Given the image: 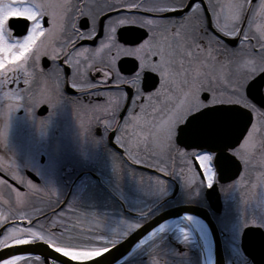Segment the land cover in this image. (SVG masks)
Masks as SVG:
<instances>
[{
    "label": "flooded vegetation",
    "instance_id": "af4514ba",
    "mask_svg": "<svg viewBox=\"0 0 264 264\" xmlns=\"http://www.w3.org/2000/svg\"><path fill=\"white\" fill-rule=\"evenodd\" d=\"M136 2L138 0H121L118 5L116 0H70L77 9H87L90 6L102 7L105 3L113 4L111 9H105L99 14L101 30L97 37L82 39L76 43L75 47L85 44L95 46L102 35L103 23L110 17L174 18L184 15L188 10L157 14L149 12L146 8L128 9L121 6L124 3ZM209 2L210 0H201L207 31L209 34L219 36L232 48L237 46L243 36V29L248 26L249 17H254L257 22L264 20V15L260 12V5L264 3V0H251L244 13V19L240 22V34L235 38L227 37L213 26ZM211 2L219 6L217 0H211ZM219 2H226V0H219ZM71 16L75 17L76 12H71ZM47 19L45 17V26H47ZM10 22L14 34H24L25 18L12 17ZM78 24L81 29L86 28L89 24L88 17L81 16ZM124 29H130V31H124ZM177 29L178 26L173 27L171 31L175 32ZM179 30L183 34L184 30ZM250 35L258 37L254 28L250 30ZM147 37L148 30L138 25L118 27V39L121 42L128 40L140 43ZM197 43L207 49L204 40L198 39ZM248 43L253 46V54H249L247 50ZM192 51L196 61L193 64L194 68L201 67L199 61H207L208 66L203 67V71L215 74L217 67L221 69L219 62L227 61L225 68L228 74L235 73L231 52L225 55L223 50L214 51L216 61H212L206 50L197 52L193 45ZM254 54H258V47L256 40H250L235 56V61L237 63L252 60ZM132 60L135 58L122 57L117 61V66L125 75L128 74V69L133 67ZM18 63L20 61L9 60L5 68L0 69V181H3L0 182V238L4 237L10 227H37L39 230V225H42L43 230L54 234V237L62 242H64L63 237L89 236L85 239L87 242L84 241L77 246L102 245L108 249L122 242L161 212L181 205H196L210 211L212 219L222 234L225 264H252L240 249L241 234L246 226L240 230L238 228L234 236H231L230 225L231 222L234 224L235 220L246 221L249 216L247 213H232L230 208L235 206L234 202L231 205L232 200L236 201L239 197L248 199L247 189L255 188L258 194L260 192L259 196L254 198L258 199L257 210L260 211L256 210L255 218L259 219L258 221L263 220V108H260L258 112L246 109L252 115L249 129L253 124L256 125L253 137L255 149L251 153L244 149H240L238 153L228 151L233 161H237L236 166L239 165L238 175L230 181L221 183L219 180L229 177L228 174L232 175L234 168V162L226 163L222 159L219 166L220 172L217 168L213 182L209 186L204 171L195 157H185L174 149L167 155L161 156L159 147L150 136L145 135L150 131L147 124L137 119H129L128 127L124 131L115 127H106L104 120L111 119L107 107L109 98L99 93L121 88L131 94L134 92L131 85H113L109 78L106 84L99 85L96 89L78 90L71 88L66 79L57 84L56 77L51 72V61L48 56L41 57L39 67H35L30 58L25 62V68L9 69L10 64ZM60 63H63L62 59ZM138 63L136 61L137 66ZM104 67L103 64L97 63V71L93 72L85 64L93 83L103 76ZM65 68L67 69V66ZM42 69L45 71L42 72ZM26 74L29 78L28 85L24 84ZM5 75L10 79L5 80ZM140 87L145 95L137 103L144 104L150 113L151 107L156 106L159 101L156 98L147 100L146 97L148 93L160 87L159 74L147 72L141 78ZM226 88L227 86L224 85L221 90L224 91ZM17 95L19 99H16ZM176 95L181 96L182 92L178 90ZM201 96L206 98L210 96V93L203 92ZM162 99L163 96H161ZM129 107H131V95L124 101V106L116 117L117 123L124 124L125 117L129 115ZM139 112L140 109L137 107L132 115L135 116ZM143 118L144 114H141V120ZM243 140L244 138L241 142ZM239 144L235 148H238ZM185 151H191V149H185ZM129 152L139 153V158L143 162L135 163L129 158ZM160 167L166 168V171H160ZM253 174H258L256 184ZM155 177L163 180V184L150 179ZM29 181H31L30 184ZM212 186H216L220 198L219 212L211 211L206 201L205 190ZM242 204H246L244 208L248 209L246 201ZM21 212L25 214L23 217L20 216ZM222 218L227 220L225 225L220 223ZM124 221L133 222L134 228L126 230ZM174 224H180V222L176 221L169 227ZM250 225L259 227L264 232V223L247 224V226ZM166 230L167 228L163 230L166 232L163 238L165 245L151 243L152 239L160 237L158 235L163 232L161 231L152 238L144 240L143 243L135 245L131 251L113 264H178V259L185 256L183 253L186 249L167 238L168 234L174 235L175 227L172 226L170 230ZM96 235L106 236L108 241L96 240ZM161 237L155 242H161ZM36 243L46 244L43 241L28 244ZM22 245L27 244L12 245L9 241L0 247V250ZM67 245L70 246V244ZM37 257L39 256H31L30 261L27 257L23 261H18V264H41V262L51 264L52 260L45 263L42 258L37 260ZM198 262L200 264V261Z\"/></svg>",
    "mask_w": 264,
    "mask_h": 264
},
{
    "label": "snow or ice",
    "instance_id": "6c2138e0",
    "mask_svg": "<svg viewBox=\"0 0 264 264\" xmlns=\"http://www.w3.org/2000/svg\"><path fill=\"white\" fill-rule=\"evenodd\" d=\"M209 2L212 12L213 26L223 35L231 38L237 37L240 32V22L244 19V13L251 0H226V2ZM121 0H116L120 5ZM128 9L146 8L152 13L175 12L188 9L184 15L174 18L157 16H114L103 23L102 35L95 46L82 45L75 47L82 39L97 37L100 29L99 14L105 9H111L113 4L105 3L102 7L90 6L87 9H77L70 0H0V69H4L10 61H20L15 65H9V69L25 68V62L31 58L35 67H39L41 57L48 56L51 61V72L56 77L57 84L67 80L71 88L96 89L104 85L111 78L113 85H131L134 92L131 94L121 88L105 90L100 95L109 98L108 112L111 119H105L106 127H115L124 131L128 127L129 119H137L150 127L146 136L159 147L160 155L165 156L171 150L181 153L185 157H195L203 169L209 185L213 182V176L222 163L221 156L230 159L228 151L238 153L240 149L249 153L255 149L256 125L249 129L244 140L238 148L232 145L235 141L231 138V130L234 123L246 115L244 109L259 111L264 107V20L257 22L254 17H249L248 26L243 29V36L235 48L230 47L219 36L209 34L205 17L201 8V0H144V2L124 3L121 5ZM76 16H71V12ZM261 15H264V3L260 5ZM87 16L89 24L81 29L78 20L81 16ZM25 18L24 34H14L10 18ZM47 17V26H45ZM123 25H138L148 30V37L140 43L118 39V27ZM178 26L177 31L172 32L173 27ZM255 29L257 35H250V30ZM179 29H183V34ZM130 31V29H124ZM204 40L207 49L197 43ZM256 40L258 54L254 59L244 60L235 64V73L228 74L225 64L219 62L221 73H206L203 67H207V61H199L201 67H193L195 56L192 46L197 52L207 51L212 61H216L213 52L223 50L227 55L232 53L233 59L239 54L246 42ZM215 46V47H213ZM252 45L248 43L247 50L252 53ZM114 53V54H113ZM103 54V55H102ZM135 58L132 60V69L128 74L117 66L121 58ZM158 57V59H156ZM63 61L61 64L60 61ZM138 61V66L136 64ZM103 64V76L93 83L86 71H97L96 64ZM67 66V69L65 68ZM45 71L42 69V72ZM158 73L160 87L147 94L146 99L156 98L159 103L151 107L149 113L144 104L137 102L145 94L140 84L141 78L147 72ZM5 80L10 78L5 75ZM24 84H29V78L24 79ZM226 85V90L221 87ZM182 95L177 96V91ZM208 92L210 96L202 97L201 93ZM131 95V107L129 115L125 117L124 124L116 122L124 101ZM161 96L163 99L161 100ZM19 95L16 99H19ZM179 101L176 103L175 101ZM255 101V103L253 102ZM219 105V107H211ZM259 106V107H258ZM139 107L140 112L132 115L134 109ZM203 110V111H201ZM141 114L144 118L141 120ZM120 141V136H117ZM177 141L183 143L191 151H185L177 145ZM129 158L135 163H142L139 153L129 152ZM158 166V165H152ZM160 171L166 168L160 167ZM157 183L163 184L158 177ZM3 182V181H0ZM31 181H29V184ZM25 214L20 213L23 217ZM160 229L153 232L162 230ZM152 233H150L151 235ZM96 240L108 241L106 236L96 235ZM12 245L28 244L35 241H43L55 250L56 253L70 257L71 261L97 264L92 258L100 257L107 249L102 245L69 246L54 234L43 230L42 225L37 227H10L0 238V247L6 243ZM143 243V241H141ZM29 257V261H30ZM40 260V257L36 258ZM24 257L11 255L0 259V264H18ZM42 264V262H41ZM51 264H57L56 259Z\"/></svg>",
    "mask_w": 264,
    "mask_h": 264
},
{
    "label": "water",
    "instance_id": "95a60500",
    "mask_svg": "<svg viewBox=\"0 0 264 264\" xmlns=\"http://www.w3.org/2000/svg\"><path fill=\"white\" fill-rule=\"evenodd\" d=\"M253 102L255 103V101ZM215 107H219V105ZM260 108L264 109V107ZM244 112L246 115H243L242 118L238 119L234 123V126L231 130V138L235 141V143L232 145L234 148L241 142L252 122L251 113L246 109H244ZM177 144L183 146L185 149H188L183 143L179 141H177ZM228 156L230 159H225L223 156H221V160L224 159L226 163H230L231 161L234 162L235 170L233 168V174H228L229 177L220 179L219 181L221 183L228 180L230 181L238 175L239 165L236 166L237 161H233V157L229 154ZM205 197L209 202L210 208L215 212H219L221 205L216 186L207 189L205 192ZM184 216H192L204 224L210 236L212 264H225L220 233L218 232V229L208 211L197 206H181L161 212L130 234L122 242L118 243L116 246L108 248V251L101 254L103 258L100 259V257H95L92 259L98 261L97 264H113L124 257L129 251H131L135 245L147 238L152 230L162 224L170 223L173 220L182 219ZM262 242L264 243V232L259 227L249 226L242 231L240 249L243 255L252 261L253 264H264V244ZM11 255H20L24 258L39 256L44 260L45 263H48V260L56 259L57 263L59 264H91V261H71L70 257H64L63 254L56 253L53 248L44 243L13 246L0 250V259L8 258Z\"/></svg>",
    "mask_w": 264,
    "mask_h": 264
},
{
    "label": "rangeland",
    "instance_id": "374dc122",
    "mask_svg": "<svg viewBox=\"0 0 264 264\" xmlns=\"http://www.w3.org/2000/svg\"><path fill=\"white\" fill-rule=\"evenodd\" d=\"M263 1V0H261ZM236 59H234L233 61V69L235 70V64H236ZM222 69H220L219 67L216 68L215 74L219 75L221 73ZM257 168V167H256ZM254 176V180L255 184L258 181L257 176L258 174H253ZM253 194V195H252ZM260 194V192H259ZM258 191L255 188H249L247 189V195L249 196V198L246 199H242V198H238V200H232L231 205L234 202V207L230 208V212L232 213H237V214H242V213H247V216H249V218L246 221H242V220H235V223L232 224L231 222V236H234V234L236 233L237 229L240 230L243 226H247V224H257V223H264V215H263V220L258 221L259 219L255 218V212L257 210V206H258V199L255 200L254 198H257L259 196ZM244 201H246L248 203V209H245L244 206L246 204H242ZM228 212V211H227ZM257 212H260L257 210ZM228 220H230V218H228ZM227 222L226 219L222 218L220 220V223L222 225H225ZM125 227L126 230H131L132 228H134L135 224L133 222H125ZM173 227H175V233L173 234H168L167 238H170V241L177 243L178 245H182L183 247H185V252L183 254H185V256L182 259H178V264H199L198 261L203 262L204 264V259H203V250L201 249V243L199 241V239L196 237V235L193 233V230L190 228V226L186 223H182L180 222V224H174L172 225ZM171 227H167V230H170ZM125 230V231H126ZM166 230V231H167ZM166 232H162L160 233L158 236H162L161 242H155L156 240L160 239V237L152 239L153 244L155 245H159V244H163L165 245L166 243L163 242V238ZM183 234V235H182ZM63 241L66 242L67 244L73 245H77V244H82L84 243V241H86L85 239H88L89 236L86 237H63ZM228 238V237H227ZM233 237H231L232 239ZM229 238V240H231ZM62 241V240H61ZM87 242V241H86Z\"/></svg>",
    "mask_w": 264,
    "mask_h": 264
},
{
    "label": "bare ground",
    "instance_id": "6f19581e",
    "mask_svg": "<svg viewBox=\"0 0 264 264\" xmlns=\"http://www.w3.org/2000/svg\"><path fill=\"white\" fill-rule=\"evenodd\" d=\"M182 219L185 220L189 224L190 228L193 230L194 234L196 235V237L199 239L201 243V249L203 250L204 264H212L211 242H210V236L208 232L206 231V227L200 220L192 216L191 217L184 216ZM169 224L170 223L162 224L164 225L163 229ZM160 226L155 228L154 230L160 229ZM154 230L151 231L152 234L151 235L149 234V237H152L161 231L159 230V231L153 232Z\"/></svg>",
    "mask_w": 264,
    "mask_h": 264
},
{
    "label": "clouds",
    "instance_id": "9594fccd",
    "mask_svg": "<svg viewBox=\"0 0 264 264\" xmlns=\"http://www.w3.org/2000/svg\"><path fill=\"white\" fill-rule=\"evenodd\" d=\"M209 186H211V185H209Z\"/></svg>",
    "mask_w": 264,
    "mask_h": 264
}]
</instances>
